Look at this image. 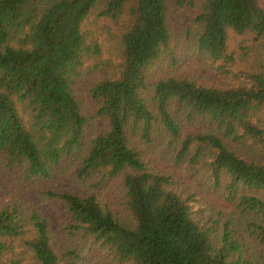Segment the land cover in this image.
<instances>
[{
    "label": "trees",
    "instance_id": "16d2710c",
    "mask_svg": "<svg viewBox=\"0 0 264 264\" xmlns=\"http://www.w3.org/2000/svg\"><path fill=\"white\" fill-rule=\"evenodd\" d=\"M0 264H264V0H0Z\"/></svg>",
    "mask_w": 264,
    "mask_h": 264
},
{
    "label": "rangeland",
    "instance_id": "374dc122",
    "mask_svg": "<svg viewBox=\"0 0 264 264\" xmlns=\"http://www.w3.org/2000/svg\"><path fill=\"white\" fill-rule=\"evenodd\" d=\"M181 14V13H180ZM177 20V18H175ZM178 21V20H177Z\"/></svg>",
    "mask_w": 264,
    "mask_h": 264
}]
</instances>
